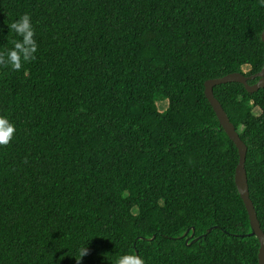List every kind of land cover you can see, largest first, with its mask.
Wrapping results in <instances>:
<instances>
[{
    "label": "trees",
    "instance_id": "1",
    "mask_svg": "<svg viewBox=\"0 0 264 264\" xmlns=\"http://www.w3.org/2000/svg\"><path fill=\"white\" fill-rule=\"evenodd\" d=\"M24 14L35 58L18 71L0 65V116L16 128L0 146V264H77L80 246L89 254L79 264L124 253L144 264H259L235 183L239 152L205 83L262 71L264 6L0 0V53L20 39L7 26ZM214 95L248 147L264 232V88L228 83Z\"/></svg>",
    "mask_w": 264,
    "mask_h": 264
},
{
    "label": "water",
    "instance_id": "2",
    "mask_svg": "<svg viewBox=\"0 0 264 264\" xmlns=\"http://www.w3.org/2000/svg\"><path fill=\"white\" fill-rule=\"evenodd\" d=\"M262 39L264 41V33L262 34ZM255 79H259V81L254 85H250L249 81H253ZM228 83H240L244 85V87L249 93H255L260 89L264 88V67L260 73L252 76H247L242 73H233L222 78L208 80L205 83V96L211 104L212 108L214 109V112L219 119L221 127L224 129L225 133L230 138V140L236 145L239 152L240 160L236 168L235 183L249 215V220L252 228V233L250 234V236L256 237L260 244L258 255L259 264H264V232L258 220L254 204L250 198L248 176L246 171V158L248 153V147L241 140L240 135L236 131L235 126L230 122L229 117L227 116L224 108L214 95V88L216 86ZM210 232L211 230L208 232V234ZM187 234H185L183 238H185ZM193 238L194 234L187 240L189 241ZM196 241H198V239H194L192 243Z\"/></svg>",
    "mask_w": 264,
    "mask_h": 264
},
{
    "label": "clouds",
    "instance_id": "3",
    "mask_svg": "<svg viewBox=\"0 0 264 264\" xmlns=\"http://www.w3.org/2000/svg\"><path fill=\"white\" fill-rule=\"evenodd\" d=\"M258 2L261 6H264V0H258ZM7 28L20 39H13L11 41L13 47L7 49L6 52L0 53V65L18 71L24 63L35 58L34 53L37 52V44L33 39L34 28L28 14H24L18 20L8 25ZM242 74L246 75V72ZM15 131V125L7 117L0 116V146L8 145L13 139ZM77 253L79 259H75L77 260V264H79V261L89 254L88 246L78 247ZM115 264H144V261L134 253H124L117 257Z\"/></svg>",
    "mask_w": 264,
    "mask_h": 264
},
{
    "label": "rangeland",
    "instance_id": "4",
    "mask_svg": "<svg viewBox=\"0 0 264 264\" xmlns=\"http://www.w3.org/2000/svg\"><path fill=\"white\" fill-rule=\"evenodd\" d=\"M245 71H247V68L245 69ZM157 104H158L159 110L161 112H163L168 106V102L167 101H162V102H159ZM255 111L258 113V110H255Z\"/></svg>",
    "mask_w": 264,
    "mask_h": 264
}]
</instances>
